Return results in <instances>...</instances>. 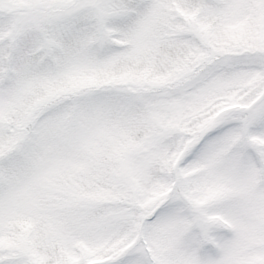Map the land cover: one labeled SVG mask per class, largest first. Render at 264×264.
Here are the masks:
<instances>
[{
    "label": "snow or ice",
    "instance_id": "6c2138e0",
    "mask_svg": "<svg viewBox=\"0 0 264 264\" xmlns=\"http://www.w3.org/2000/svg\"><path fill=\"white\" fill-rule=\"evenodd\" d=\"M0 264H264V0H0Z\"/></svg>",
    "mask_w": 264,
    "mask_h": 264
}]
</instances>
